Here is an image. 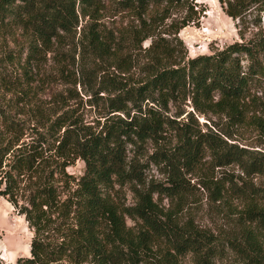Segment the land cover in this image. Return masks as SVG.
Returning <instances> with one entry per match:
<instances>
[{
  "label": "trees",
  "instance_id": "16d2710c",
  "mask_svg": "<svg viewBox=\"0 0 264 264\" xmlns=\"http://www.w3.org/2000/svg\"><path fill=\"white\" fill-rule=\"evenodd\" d=\"M119 1L124 7L144 11L151 3L162 0ZM221 1L227 4V14L242 24L253 6L264 10V0ZM97 3L98 0H0V28H18L34 41L51 44L53 38L61 39L62 32L74 31L79 23V8L85 12ZM260 21L255 19L253 24ZM89 42L99 44V36L92 34ZM102 47L106 49L105 43ZM146 70L148 75L142 82L111 75L103 82L104 87L98 92L107 91L110 95L104 98L107 112L100 129L86 124L83 117L70 111L58 115L49 129L39 130L32 141L21 142L20 122L0 107V182L3 184L0 193L33 230L30 255L20 256L16 264H122L128 255L122 245L133 258L139 248L146 251L148 243L152 246L159 241L168 247L164 254L166 264H179L177 255L187 254L192 255L195 264H214L224 251L226 242L206 229L181 226L169 217L163 221L164 214L152 195L159 192L173 196L182 192L184 172L199 164L207 146L212 148L220 165L237 163L247 174H264L263 152L222 142L215 135L205 134L193 119L181 122L169 114L172 101L188 97L198 107L240 108L253 89L264 86V29L213 53L199 54L183 63L154 61ZM215 97L218 101H214ZM167 129L177 132L180 143L174 151L159 149L151 157L155 163L168 167L169 177L166 182L147 185L144 163L136 155L129 156L128 145L136 148L147 142L157 145L165 138ZM46 144L55 150L61 163L51 170L49 179H42L39 169L46 159ZM77 158L85 162L79 177L65 171ZM58 172L76 185L62 202L59 185L53 183ZM27 174L32 179L36 177V181L27 186L29 194L20 203V182ZM115 181L136 182L147 186L149 192L141 195L138 205L121 208L109 194ZM242 184L250 189L248 182ZM56 212L65 216L66 227L52 219ZM124 215L146 224L147 230L140 232L138 240L126 225ZM52 229L62 231L56 242L47 236ZM248 240L230 239L229 245L239 252L240 264H264L256 240L252 237ZM0 264H4L1 259Z\"/></svg>",
  "mask_w": 264,
  "mask_h": 264
},
{
  "label": "rangeland",
  "instance_id": "374dc122",
  "mask_svg": "<svg viewBox=\"0 0 264 264\" xmlns=\"http://www.w3.org/2000/svg\"><path fill=\"white\" fill-rule=\"evenodd\" d=\"M97 6L88 7L85 12L79 8V23L74 31L62 32L61 39L53 38L51 44L34 41L18 28H0V107L20 122L21 142L32 141L39 130L47 131L58 115L70 111L100 129L107 112L104 98L110 94L98 91L109 75L142 82L148 75L146 69L154 61L183 63L190 57L210 54L248 39L264 29V10L253 6L242 24L227 14V4L221 0L174 3L162 0L151 3L144 11L124 7L119 0H98ZM255 19H260V24H253ZM95 33L99 44L89 42ZM242 103L238 109L198 107L190 97L179 98L170 103L169 114L181 122L193 119L205 134L215 135L222 142L264 153V86L253 89ZM179 143L177 132L167 129L165 138L157 145L152 142L141 148L128 145L129 156L136 155L144 163L147 185L166 182L169 177L168 167L152 159L154 152L174 151ZM44 148L46 159L39 170L42 179H49L51 170L59 167L61 160L48 144ZM84 169L85 162L77 158L65 171L79 177ZM184 173L182 192L173 196L159 192L152 195L164 214L162 220L169 217L181 226H197L221 237L226 242L225 249L214 264L241 263L239 252L229 245L230 239L247 242L252 237L264 255V174H247L237 163L218 164L209 146L204 148L199 164ZM29 176L20 182V203L29 194L27 186L35 184L36 177ZM244 181L250 189L242 184ZM53 183L59 185L60 202L76 187L71 178L60 172L55 174ZM2 186L0 182V189ZM145 192H149L147 186L136 182L115 181L109 189L113 201L121 208L138 205ZM52 219L58 225H67L65 216L58 212ZM124 220L136 240L142 230H147L141 219L124 215ZM61 235L62 231L56 229L47 232L53 242ZM32 236L33 230L25 217L0 193V259L4 264H16L20 256L30 255ZM121 248L128 253L122 264H166L164 254L168 247L163 241L152 246L148 243L146 251L139 248L133 258L125 245ZM176 260L179 264H195L191 254L177 255Z\"/></svg>",
  "mask_w": 264,
  "mask_h": 264
}]
</instances>
